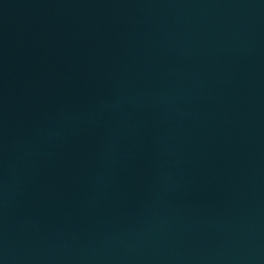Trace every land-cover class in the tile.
Here are the masks:
<instances>
[{"label": "water", "instance_id": "1", "mask_svg": "<svg viewBox=\"0 0 264 264\" xmlns=\"http://www.w3.org/2000/svg\"><path fill=\"white\" fill-rule=\"evenodd\" d=\"M0 264H264V0H0Z\"/></svg>", "mask_w": 264, "mask_h": 264}]
</instances>
